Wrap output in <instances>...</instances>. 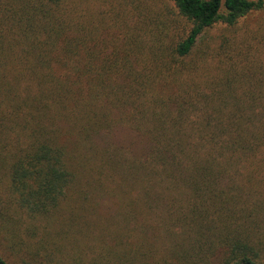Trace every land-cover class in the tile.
Listing matches in <instances>:
<instances>
[{"label": "trees", "instance_id": "trees-1", "mask_svg": "<svg viewBox=\"0 0 264 264\" xmlns=\"http://www.w3.org/2000/svg\"><path fill=\"white\" fill-rule=\"evenodd\" d=\"M263 9L264 0H165L157 17L141 14L149 40L136 45L131 31L103 38L69 0H1L0 264H13L9 246L21 264H261L238 202L250 169L264 166V77L237 29ZM218 23L228 30L210 47ZM117 126L148 149L107 140ZM87 191L116 203L95 225L107 234L98 246L67 230V214H87ZM25 215L59 239L55 250L45 243L42 257L12 239L27 231ZM140 229L169 238L162 263L146 261L145 243H124Z\"/></svg>", "mask_w": 264, "mask_h": 264}, {"label": "rangeland", "instance_id": "rangeland-1", "mask_svg": "<svg viewBox=\"0 0 264 264\" xmlns=\"http://www.w3.org/2000/svg\"><path fill=\"white\" fill-rule=\"evenodd\" d=\"M69 1L76 7L77 12L80 14L84 12L87 14L89 13V20L87 21H90L91 24L95 26L94 28L99 25L103 26V29L101 30L104 32L102 35L103 38H122L126 35L127 31H131L132 33L127 35V37H131L134 44L140 45L143 41L146 42L145 40H149L144 33L142 25L143 16H141V14L144 15L145 10H148V13L149 10H151L156 13L155 17H157L161 4L165 0ZM227 30L228 27L221 23L216 24L208 30L206 39L209 46L215 47L220 42V35L226 33ZM101 31L99 32V35L102 33ZM116 31L119 33L116 34ZM237 31L242 34H244L245 31L249 32L252 43L250 51L252 71L255 75V79L259 80L260 76L264 77V9L253 12L247 17V19L241 20L238 24ZM107 140H110L117 146L125 147L139 154L148 149V142L145 140L144 136L124 126L115 127L113 131L107 135ZM260 156L262 157L264 164V146H262L259 150V158ZM96 168L97 167L93 170V167H91L87 172V174L90 173V182L94 181L97 177L98 170H96ZM77 170L80 172L85 171V169L82 171V167H77ZM250 177L251 178L248 184H241L240 186L242 195L239 198L238 207L240 210L244 209V216L250 223V225L247 224V227H245L246 225L242 227L246 228L245 230L249 233L248 235L251 236V241L253 237L254 245L252 247L255 251H257V253H260V263L264 264V166L255 168L252 167L250 169ZM113 200L115 199L112 198L111 202H108V198L104 199V201L102 198L95 200L91 192L87 191L83 201L84 207L87 209V214L81 212V206L79 211L75 210L73 214H67L69 221H66V223L70 238L73 241L81 238L83 245L86 246H88V242L98 246V242L95 241L96 236L105 239L107 238V234L102 232L99 228H95V225L102 222V220L109 219L116 215V212L114 211L116 203ZM97 202V210H91ZM69 203L73 205L74 202L70 201ZM108 206H111L110 209L107 208ZM113 207L114 209H112ZM25 216L28 224L24 227L27 231L21 229V235L16 237L13 236L12 239L15 240V242L28 241L31 243L32 251L37 252L40 250L42 257L47 252L43 247L45 243L49 249L55 250L57 243H59V239L57 240L55 236L48 237V235L44 233V228L41 226V222L38 223L36 219H31L28 215ZM136 223L139 224L138 221L131 222V224ZM140 224H142V222ZM34 226H36V229ZM54 228L57 227L52 225V229ZM5 231H7V229L1 232ZM133 235L134 237H125L124 243H128L131 246H133L132 244L134 241L135 245L140 242L145 243L141 246V248L149 249L150 251L152 250L150 252L151 254L149 253V255H147L148 258L146 261L150 263L163 262L166 253H162V247L166 241L169 240L165 234L161 231L157 232V230L146 232L140 229V231L133 233ZM251 241H249V244ZM90 253L92 256L94 255L93 250H91ZM3 256L13 264H21L17 254L10 246L9 248H6V252ZM53 264H56L55 260H53ZM65 264H71L70 259L67 260Z\"/></svg>", "mask_w": 264, "mask_h": 264}]
</instances>
